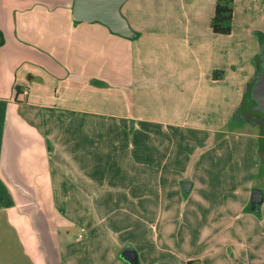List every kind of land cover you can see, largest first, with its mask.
Returning <instances> with one entry per match:
<instances>
[{"label": "crops", "instance_id": "1", "mask_svg": "<svg viewBox=\"0 0 264 264\" xmlns=\"http://www.w3.org/2000/svg\"><path fill=\"white\" fill-rule=\"evenodd\" d=\"M127 2L121 12L135 32L131 22L142 20L135 7L123 12ZM183 2L184 27L163 43L177 47L163 59L174 70L139 84L127 76L128 39L99 22L76 23L74 0H0V220L31 264H131L130 255L138 264H255L264 124L259 133L189 126L188 113L170 131L134 102L149 86L160 97L178 92L212 106L227 95L235 109L247 106L264 70V39L239 43L226 59L224 40L236 33L213 32L217 0ZM250 2L264 20V0ZM133 62L143 65L139 51ZM194 131L212 149L184 163ZM164 146L178 150L168 170ZM247 211L262 213L260 222Z\"/></svg>", "mask_w": 264, "mask_h": 264}, {"label": "rangeland", "instance_id": "2", "mask_svg": "<svg viewBox=\"0 0 264 264\" xmlns=\"http://www.w3.org/2000/svg\"><path fill=\"white\" fill-rule=\"evenodd\" d=\"M127 3L128 4L123 9V12L129 16L130 9L135 7L134 11L139 15L140 21L142 20L140 26H136L131 22L136 30L135 32H139L140 34L137 33L138 36L136 38L127 40L129 41L128 58L130 61L129 66L126 69L127 76L139 79L140 81V79H143L144 77L146 80H149L150 78L159 75V78L161 76V79L165 80L174 68H170V66L173 65H166L163 62V59L168 57L169 50L176 51L177 47L167 49L163 43L169 40L171 33L177 31L176 27H184L182 17L183 12L187 9L188 3L183 2V0H129ZM233 10L235 12V18L233 17L231 27L235 30L236 34L232 40H224L226 59L231 57L229 56V53L232 50L235 53H238L241 48L238 47L239 43L249 44L253 40H256L255 38L259 41L264 39V20L257 18L252 13L254 8L251 5L250 0H234ZM209 11L206 8L205 14L209 13ZM205 22L206 19L204 18L198 20V22L195 20L194 25L195 27H204ZM164 33H166L167 38L164 37ZM231 45L235 48H231ZM138 51L139 57L143 60V65H140V69L134 67L136 64L133 62V60L137 58ZM243 54H246V51H242V55ZM242 55L240 56L241 59H243ZM171 57L178 59L176 54L171 55ZM159 60L162 62H159ZM139 84H142V82L140 81ZM251 95L252 94H250L249 97L246 96L245 101L247 106L242 109H235L234 102H238V99H228L227 95L223 98L214 99L216 100V104L208 106L203 102L206 101L205 99L182 97L179 96L178 92L172 97H165L163 94L160 97L152 91L151 87L147 86L142 92H134V102L136 103L137 98L140 100L141 105L143 106L141 113L143 116L164 120L165 122L170 123V131L174 129L172 126L174 123L183 122L186 117L188 119L189 113V126L214 127L221 128L225 131H237L243 126L247 132L259 133L262 131L260 124H264V109L261 110L260 107H258L257 101L251 98ZM202 133L203 132L201 131H194L193 134L195 135H190L193 138L191 140L192 146L188 144V146L182 149V152L180 153L184 158L182 159L184 163L185 161H188V157L190 159H195L212 149V147L209 146L206 148L201 146L202 141H200V138ZM203 136L205 137L204 133ZM175 153L178 154V150L175 151L167 146L160 147V157H166L164 155L168 156V161L165 163L166 166L168 164V168L165 170H168L172 164ZM179 163L183 164V162ZM152 164L160 166L163 162ZM183 172L184 170L182 169V171L177 172V174L181 175ZM247 213L253 215V212L251 211H247ZM260 214L262 213H254L253 215L258 222H260V218L262 217ZM243 228L242 223V230L238 236L243 244L248 245V242L246 241V239L249 238L248 230ZM258 230L263 232L264 227L259 226ZM12 231L6 227L5 218H2V220H0V264H31L29 258L20 248L18 240L15 238L14 232ZM260 237L264 238L263 236ZM257 239L258 241L256 244H254L251 239V246L257 250L255 264H264V239H262V241H259V238ZM238 249L239 251L243 249L241 244H239Z\"/></svg>", "mask_w": 264, "mask_h": 264}, {"label": "water", "instance_id": "3", "mask_svg": "<svg viewBox=\"0 0 264 264\" xmlns=\"http://www.w3.org/2000/svg\"><path fill=\"white\" fill-rule=\"evenodd\" d=\"M129 0H74L73 19L76 23H102L111 32L121 37L132 39L136 33L130 26L128 20L122 15L121 9ZM264 61V57H263ZM252 98L258 103L261 110L264 109V70L258 76V81L254 87ZM183 190L191 188V184L182 183ZM263 201V194L256 191L253 205H260ZM128 258L131 264H138L136 258L131 255Z\"/></svg>", "mask_w": 264, "mask_h": 264}, {"label": "trees", "instance_id": "4", "mask_svg": "<svg viewBox=\"0 0 264 264\" xmlns=\"http://www.w3.org/2000/svg\"><path fill=\"white\" fill-rule=\"evenodd\" d=\"M233 3L234 0H217L215 14L211 22V28L214 33L223 35L231 34V24L234 17ZM137 36L138 34L136 33ZM4 42V35L0 31V46H3ZM261 151L264 152V144L261 145Z\"/></svg>", "mask_w": 264, "mask_h": 264}, {"label": "built area", "instance_id": "5", "mask_svg": "<svg viewBox=\"0 0 264 264\" xmlns=\"http://www.w3.org/2000/svg\"><path fill=\"white\" fill-rule=\"evenodd\" d=\"M81 237V236H80Z\"/></svg>", "mask_w": 264, "mask_h": 264}]
</instances>
